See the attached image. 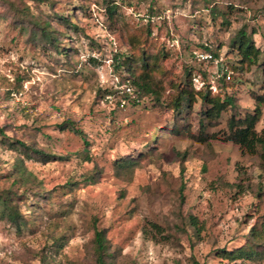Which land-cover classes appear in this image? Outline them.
<instances>
[{
    "label": "rangeland",
    "instance_id": "obj_1",
    "mask_svg": "<svg viewBox=\"0 0 264 264\" xmlns=\"http://www.w3.org/2000/svg\"><path fill=\"white\" fill-rule=\"evenodd\" d=\"M54 2L55 9L29 1L54 24L59 10L71 16L77 29L64 27V40L74 46L71 59L29 41L13 22L9 4L0 0V126L10 138L56 155L48 162L24 159L30 183L16 187L20 192L31 187L20 206L35 222L19 231L0 217V264H97L95 227L107 228L113 264H264L261 258L219 255L247 241L253 226L249 218L258 215L259 207L264 215L262 158L223 139L234 110L207 128L218 138L200 142L185 129L175 135L176 112L156 106L154 95L140 97L114 63L131 51L125 21L151 25L154 51L164 46L167 52L168 79L184 82L193 68L197 90L233 94L242 113L260 105L257 129L264 134V101L257 98L264 96L263 68L253 64L234 70L240 55L229 43L245 26L264 62V0ZM114 3L117 8L110 12ZM206 52L216 59L203 58ZM224 65L231 71L229 80L222 79ZM165 84L161 92L168 100L174 91ZM208 106L198 98L180 123L198 134L200 112ZM69 120L90 144L69 123L63 125ZM3 139L0 135V187H7L25 155ZM142 151L147 154L140 158ZM79 152L92 160L81 163ZM126 156L139 160L118 172L115 161ZM96 165L102 173L88 184L82 174Z\"/></svg>",
    "mask_w": 264,
    "mask_h": 264
},
{
    "label": "trees",
    "instance_id": "obj_2",
    "mask_svg": "<svg viewBox=\"0 0 264 264\" xmlns=\"http://www.w3.org/2000/svg\"><path fill=\"white\" fill-rule=\"evenodd\" d=\"M9 4V14L13 19V22L17 23L20 30L28 34L29 41L38 42L41 44L43 49L48 51H55L59 57L72 58L71 50H74V46L67 43L64 40L65 26H72L77 29L71 16H68L65 12L59 10L56 13L59 22L54 24L48 19L38 15L33 10V5L41 3H50L52 8L55 9L54 0H3ZM110 7V12H114L117 8V4L114 3ZM215 14H223L221 11H217L215 7H211ZM151 12H156L151 7ZM8 11H6V14ZM224 23L231 25L229 19L225 17ZM125 35L128 43L131 46L129 53H121L120 59H115V67L119 71L126 72L127 76L131 79V85L140 97L154 95L156 106H167L168 109H172L176 112V125L172 129L175 135H182L185 129L187 135L200 142H206L210 139L218 138L216 133H207L209 126L217 125L219 119L222 117L225 111L229 109L234 110L231 116L227 120L228 130L223 136L225 140H231L238 144L242 152L246 154L259 155L264 163V134L259 132L257 124L261 117V107L258 105L253 111L242 113L237 111L238 105L235 96L231 93H215L212 90L206 88L197 90L193 85V68L187 69V78L183 81H176L174 78L168 79L170 72L164 65V58L167 55L164 46L157 48L154 51L156 39L152 35V28L150 26H137L129 21L124 23ZM231 47L235 49L239 55V65H234L233 69L236 71H242L247 66L258 64L264 71V62L262 61V50L255 46V44L249 39L246 27L244 26L231 38L229 41ZM209 51L215 52L211 48ZM118 57V56H117ZM92 61H96V58L92 57ZM165 82L169 85L168 87L173 89L168 100L163 99V93L161 89L165 88ZM18 85H20V78L18 79ZM230 86L225 84V89ZM125 97H130L128 92L125 93ZM201 98L208 107H204L201 110L200 118V132L195 134L191 130L190 125L180 123L184 118V113L192 109L194 104ZM260 101H264V96L257 95ZM69 123L71 129L82 136L85 144H90L89 140L86 139L85 132L78 128L74 121ZM0 135L4 137L1 143L4 145H10L21 151L25 157L19 158L17 170L9 178L10 185L7 187H0V217L9 221L19 231L23 230V227L33 224L34 219H30L21 209V202L28 195V189L19 191L16 187L19 183L27 185L30 183V176L26 172V167L23 165L25 158L28 160H43L44 162L51 161L55 154L46 152L42 148L36 147L33 143H29L25 140L18 138H10L5 134L4 129L0 126ZM147 152H141L140 158L145 156ZM78 155H82L80 159L81 163L85 161H91L92 159L88 154L84 156V152H79ZM63 157V156H58ZM139 158L134 157H122L115 161L118 172L122 170L132 169ZM102 170L99 166H94L89 171L82 174L85 177V181L88 184H94L99 180ZM185 184L181 185V191L184 190ZM37 195V192H36ZM264 196L260 195L261 199ZM251 221L253 220V226L251 227L250 234L247 241L239 248L236 249H221L219 255L231 260L243 259V260H254L256 258L264 259V215L261 213V207L258 208L257 216H250ZM95 244V256L97 264H113L114 254L110 253L109 246L111 245L108 236L107 228L95 227L94 239ZM130 264H136L132 262Z\"/></svg>",
    "mask_w": 264,
    "mask_h": 264
},
{
    "label": "built area",
    "instance_id": "obj_3",
    "mask_svg": "<svg viewBox=\"0 0 264 264\" xmlns=\"http://www.w3.org/2000/svg\"><path fill=\"white\" fill-rule=\"evenodd\" d=\"M203 58H206V59H216L217 56H215L213 53H210V52H206L204 54H202ZM219 61L216 60V63H218ZM221 74H218V76H223L222 79H226V80H229L232 78V75H231V71L229 70L228 66H225L222 68L221 70ZM220 73V72H219ZM198 81L200 82V80L198 79ZM203 85V84H202ZM215 86H211V88H213Z\"/></svg>",
    "mask_w": 264,
    "mask_h": 264
}]
</instances>
